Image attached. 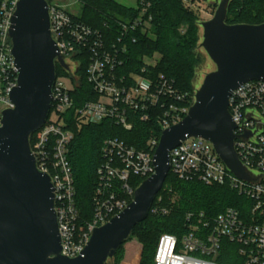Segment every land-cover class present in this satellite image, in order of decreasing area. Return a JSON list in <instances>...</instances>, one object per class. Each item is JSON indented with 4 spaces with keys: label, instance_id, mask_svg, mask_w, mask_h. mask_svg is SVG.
<instances>
[{
    "label": "built area",
    "instance_id": "1",
    "mask_svg": "<svg viewBox=\"0 0 264 264\" xmlns=\"http://www.w3.org/2000/svg\"><path fill=\"white\" fill-rule=\"evenodd\" d=\"M181 1L192 6V0ZM18 2L0 0V122L2 112L13 108L9 96L17 85L9 29ZM45 2L50 35L66 69L57 61L55 64L64 71L66 79L55 76L49 114L44 125L34 132L30 151L37 170L50 179L60 254L74 259L81 255L96 228L108 223L133 201L134 192L141 185L134 190V180H146L154 174L153 156L162 132L178 124L193 103L187 106V94L178 92L172 79L151 75L153 64L148 57L143 58V66L137 73L119 72L125 64L128 44L136 43V34L151 32L146 0H138L136 18L116 22L115 40L76 20L73 10L79 7L78 0ZM85 57L86 82L97 99L74 108L75 125L110 122L131 131L136 120H155L160 136L151 137L144 150L115 137L103 141L102 161L95 172L92 219L79 225L68 158L73 133L64 117L74 107L70 95L79 86L70 63L79 68ZM228 112L234 124V153L248 179L235 177L210 142L193 137L169 152V172L182 182L226 186L243 200L242 205L226 207L213 215L204 211L186 212L180 236L159 237L154 264H221L218 261L221 257L231 258L235 264H264V83L249 81L240 85L231 93ZM152 212L168 213L158 206Z\"/></svg>",
    "mask_w": 264,
    "mask_h": 264
},
{
    "label": "water",
    "instance_id": "2",
    "mask_svg": "<svg viewBox=\"0 0 264 264\" xmlns=\"http://www.w3.org/2000/svg\"><path fill=\"white\" fill-rule=\"evenodd\" d=\"M228 1L202 23L200 46L215 70L205 76L187 115L162 132L154 174L125 210L92 232L80 256L68 259L60 254L50 179L37 170L29 146L49 114L55 62L66 66L50 35L45 0H19L9 29L17 85L9 96L13 108L2 112L0 122V264H105L147 218L169 172L168 154L186 138L210 142L235 177L248 179L234 153L228 101L240 85L264 83V23L227 25Z\"/></svg>",
    "mask_w": 264,
    "mask_h": 264
},
{
    "label": "trees",
    "instance_id": "3",
    "mask_svg": "<svg viewBox=\"0 0 264 264\" xmlns=\"http://www.w3.org/2000/svg\"><path fill=\"white\" fill-rule=\"evenodd\" d=\"M48 1V0H46ZM79 16L76 20L93 29L99 30L106 38L116 39V22L131 21L139 14V6L126 7L114 0H78ZM204 2L205 0H198ZM149 3L148 14L151 16V32L148 35L136 34L135 44H128L125 64L119 70L122 74L137 73L143 66V58L159 59L151 69V75H164L174 81L178 92L187 94V106L193 101L192 79L194 69L200 64L198 54L199 16L193 7L181 0H146ZM227 25H260L264 23V0H229L226 7ZM87 58L81 62L77 73L80 75L79 86L71 93L73 109L65 114V121L73 133L69 147V163L72 169L75 202L80 214V224L91 221L93 215L92 196L96 181V168L102 158L100 148L104 140L115 137L137 150H144L151 137L158 138L160 129L155 120L135 121L131 131H125L110 122L100 125L77 127L73 122L74 108L84 102L97 99L86 82L85 69ZM64 71L55 65V75ZM36 133L29 138L32 146ZM144 180L135 179V190ZM157 198H161L158 203ZM176 200L172 202V199ZM243 200L226 186H205L198 182H182L170 172L162 190L156 196L147 218L136 224L128 239L118 248L106 264H154V254L159 237L162 234H182L184 214L204 211L208 215L216 214L226 207L239 208ZM167 210L166 215L153 213L154 207ZM132 248L124 250L127 243ZM221 264H235L227 257L219 258Z\"/></svg>",
    "mask_w": 264,
    "mask_h": 264
},
{
    "label": "rangeland",
    "instance_id": "4",
    "mask_svg": "<svg viewBox=\"0 0 264 264\" xmlns=\"http://www.w3.org/2000/svg\"><path fill=\"white\" fill-rule=\"evenodd\" d=\"M126 7H136L137 6V2L138 0H114ZM222 0H205L204 2L198 1V0H192V6L195 10V12L198 14L199 16V41H198V54L200 56L201 62L200 64L194 69V75H193V79H192V93H193V101L194 102V95L196 93V91L200 88L205 76L211 72H213L215 70V65L212 63V61L209 59V57L207 56L206 52L203 50V48L200 46L201 42H202V23L210 20L212 18V16L214 15L217 7L219 6V4L221 3ZM79 7H76L73 10V13H75L77 16H79ZM159 56L158 55H153L152 60L150 61L153 65H155L156 61H158ZM74 62L70 63V68L73 69V74L74 76H76L78 84L80 83V75L77 73V65L73 64ZM75 69V71H74ZM62 76L66 79L65 74H62ZM176 199L173 198L172 202L175 201ZM133 244L132 242L127 243L124 246V250L126 252V250L131 249ZM127 255L124 256L123 261L120 263L122 264L123 262H125ZM109 260V259H108ZM107 260V261H108ZM109 262V261H108ZM106 262V263H108ZM105 263V264H106Z\"/></svg>",
    "mask_w": 264,
    "mask_h": 264
}]
</instances>
